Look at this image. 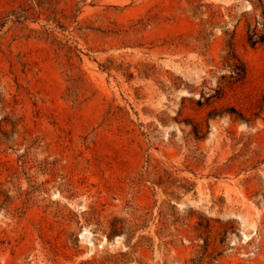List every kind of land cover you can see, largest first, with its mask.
Segmentation results:
<instances>
[{
    "label": "rangeland",
    "instance_id": "374dc122",
    "mask_svg": "<svg viewBox=\"0 0 264 264\" xmlns=\"http://www.w3.org/2000/svg\"><path fill=\"white\" fill-rule=\"evenodd\" d=\"M262 10L0 0V264H264Z\"/></svg>",
    "mask_w": 264,
    "mask_h": 264
},
{
    "label": "trees",
    "instance_id": "16d2710c",
    "mask_svg": "<svg viewBox=\"0 0 264 264\" xmlns=\"http://www.w3.org/2000/svg\"><path fill=\"white\" fill-rule=\"evenodd\" d=\"M247 42L252 47L264 44V10L261 11V19L256 17L254 19L253 24L252 23L248 24ZM222 59H223V66L229 70L230 73L229 78L231 79L232 83H238L245 78L247 72L246 66L244 62L236 54L233 42H230L228 44V50ZM222 77L224 78L225 75H223ZM218 91H220V89ZM260 101L262 104H264V94L262 95ZM263 107L264 106H262L261 109Z\"/></svg>",
    "mask_w": 264,
    "mask_h": 264
}]
</instances>
